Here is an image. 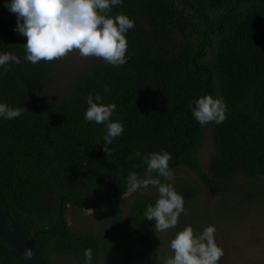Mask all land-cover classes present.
I'll use <instances>...</instances> for the list:
<instances>
[{
  "label": "trees",
  "instance_id": "1",
  "mask_svg": "<svg viewBox=\"0 0 264 264\" xmlns=\"http://www.w3.org/2000/svg\"><path fill=\"white\" fill-rule=\"evenodd\" d=\"M120 13L134 21L127 62L95 58L59 97L47 96L58 60L26 61L17 18L0 14V54L20 59L0 67V104L24 109L0 117V200L26 236L41 229L33 242L46 264H85L89 248L92 264L138 263L155 233L144 213L158 193L141 188L150 193L127 213L121 195L130 173L144 177L151 153H169L176 177L186 167L208 189L238 196L223 214L248 207L264 188V0H123L107 15ZM90 94L116 105L110 120L124 129L108 154L106 124L85 119ZM206 95L222 98V123L200 126L193 117L192 102ZM207 137L214 153L205 171L198 154ZM180 186L187 212L196 191ZM68 206L104 207L108 234L71 229ZM0 264H24L2 240Z\"/></svg>",
  "mask_w": 264,
  "mask_h": 264
},
{
  "label": "clouds",
  "instance_id": "2",
  "mask_svg": "<svg viewBox=\"0 0 264 264\" xmlns=\"http://www.w3.org/2000/svg\"><path fill=\"white\" fill-rule=\"evenodd\" d=\"M122 2L123 0H10L6 6L17 15L15 31L27 38L23 45L26 61L32 64L42 60L52 62L75 51L83 58L96 57L113 66H121L127 62L125 34L134 27V21L123 13L115 17H110L107 13ZM13 62L20 63L15 54H0V67ZM4 70L7 72L9 69ZM105 91L108 89L105 88ZM101 99L99 94L87 97L85 119L106 124L107 134L104 136L103 148L108 154V145L124 129L121 123L110 120L116 105L99 103ZM192 103V115L200 126L210 122L219 124L226 119V106L222 98L206 95ZM23 111L22 108L0 104V117L4 119L19 117ZM171 158L167 152L151 153L144 157L147 167L143 178L136 173H130L126 177L128 193L141 188L147 189L149 186L157 189L158 199L155 205L149 203L144 213L145 219L155 221V232L176 227L180 215H187L183 197L170 183H162L159 178L163 177L165 181L173 179L169 168ZM7 214L9 215L8 212ZM215 232L214 226H208L197 235L191 226L185 227L170 241L173 255L166 259L165 264H218L224 252L215 242ZM92 255L91 248L84 250L85 264H92ZM24 256L31 259V250H25Z\"/></svg>",
  "mask_w": 264,
  "mask_h": 264
},
{
  "label": "rangeland",
  "instance_id": "3",
  "mask_svg": "<svg viewBox=\"0 0 264 264\" xmlns=\"http://www.w3.org/2000/svg\"><path fill=\"white\" fill-rule=\"evenodd\" d=\"M9 2L10 0H0V14L17 18V15L6 6ZM95 58H83L78 52L73 51L58 60V67L54 80L47 90V96L63 95L64 91L69 89L73 76L87 69ZM213 153V141L207 137L198 154L200 164L205 171H208ZM165 182L170 183L176 192L180 185H192L196 191L195 198L187 210V215L179 217L176 227L153 234L143 246L137 264H165L166 259L173 255L170 241L187 226H191L197 235L208 226L216 228L215 242L224 252L218 264H264V188L260 196L251 199L248 207H241L238 212L231 211V214H223V209L229 208V204L236 202L238 196L219 195L218 192L208 189L201 184L198 176L186 167H180L177 177L173 175L172 180ZM147 193L150 192L122 194L121 203L124 212H128L135 199ZM66 219L71 229L100 233V236L107 235L110 228V218L104 207L74 209L68 206Z\"/></svg>",
  "mask_w": 264,
  "mask_h": 264
},
{
  "label": "water",
  "instance_id": "4",
  "mask_svg": "<svg viewBox=\"0 0 264 264\" xmlns=\"http://www.w3.org/2000/svg\"><path fill=\"white\" fill-rule=\"evenodd\" d=\"M61 204L62 201L59 204L58 213L62 227L65 229L60 209ZM40 231L41 229L37 230L30 237L26 236L9 217L0 201V240L7 243L9 247L21 258L24 264H46L33 242L36 233ZM27 249H30L32 252L31 259H26L24 256L25 250Z\"/></svg>",
  "mask_w": 264,
  "mask_h": 264
}]
</instances>
